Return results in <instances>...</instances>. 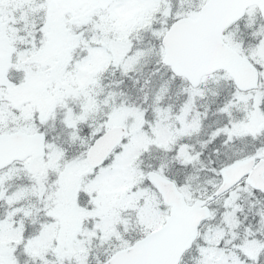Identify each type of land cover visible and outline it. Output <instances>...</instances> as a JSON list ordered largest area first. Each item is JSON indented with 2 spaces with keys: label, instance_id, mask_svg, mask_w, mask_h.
I'll use <instances>...</instances> for the list:
<instances>
[{
  "label": "snow or ice",
  "instance_id": "obj_1",
  "mask_svg": "<svg viewBox=\"0 0 264 264\" xmlns=\"http://www.w3.org/2000/svg\"><path fill=\"white\" fill-rule=\"evenodd\" d=\"M0 264H264V0H0Z\"/></svg>",
  "mask_w": 264,
  "mask_h": 264
}]
</instances>
